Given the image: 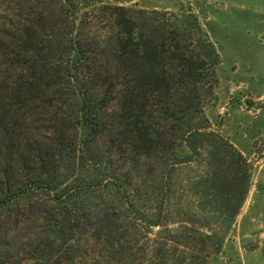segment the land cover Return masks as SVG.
Listing matches in <instances>:
<instances>
[{"label":"trees","instance_id":"16d2710c","mask_svg":"<svg viewBox=\"0 0 264 264\" xmlns=\"http://www.w3.org/2000/svg\"><path fill=\"white\" fill-rule=\"evenodd\" d=\"M86 2L0 0V264H107L95 248L115 214L91 207L95 191L147 230L185 216L177 189L217 222L248 191V161L202 113L219 57L197 20ZM141 162L143 193L125 170Z\"/></svg>","mask_w":264,"mask_h":264},{"label":"rangeland","instance_id":"374dc122","mask_svg":"<svg viewBox=\"0 0 264 264\" xmlns=\"http://www.w3.org/2000/svg\"><path fill=\"white\" fill-rule=\"evenodd\" d=\"M103 5L197 20L219 57L212 94L203 103V116L211 130L248 161L251 177L235 216L228 215L232 207L221 201L220 220L212 221L201 206L205 197L183 187V191L177 189L176 211L186 218L175 217L165 227L150 230L132 225L113 190L95 191L88 198L91 207L115 214L114 233L100 242L95 253L105 252L107 264H264V0H87L83 11ZM125 170L143 193L146 187L141 184L152 180L143 162ZM197 171L200 174L201 169ZM187 176L184 169L177 179L187 186L189 182L183 180ZM203 192L206 195L207 190ZM116 216L118 220H114ZM35 230L34 225H27L12 232L9 242L19 246L26 237L33 238Z\"/></svg>","mask_w":264,"mask_h":264}]
</instances>
